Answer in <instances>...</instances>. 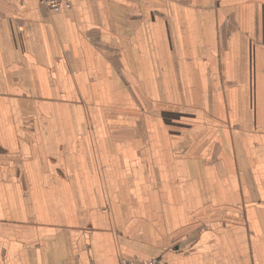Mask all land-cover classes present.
<instances>
[{"label": "crops", "instance_id": "obj_1", "mask_svg": "<svg viewBox=\"0 0 264 264\" xmlns=\"http://www.w3.org/2000/svg\"><path fill=\"white\" fill-rule=\"evenodd\" d=\"M264 264V0H0V264Z\"/></svg>", "mask_w": 264, "mask_h": 264}, {"label": "built area", "instance_id": "obj_2", "mask_svg": "<svg viewBox=\"0 0 264 264\" xmlns=\"http://www.w3.org/2000/svg\"><path fill=\"white\" fill-rule=\"evenodd\" d=\"M46 7L50 11L58 12L63 8H70L72 6V0H42ZM133 264H169L162 258L153 257L145 260H139Z\"/></svg>", "mask_w": 264, "mask_h": 264}]
</instances>
